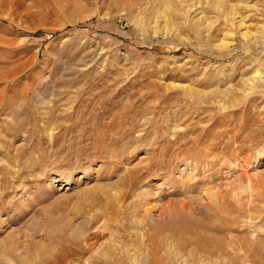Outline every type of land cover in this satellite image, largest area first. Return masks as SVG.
I'll return each mask as SVG.
<instances>
[{"label":"rangeland","instance_id":"374dc122","mask_svg":"<svg viewBox=\"0 0 264 264\" xmlns=\"http://www.w3.org/2000/svg\"><path fill=\"white\" fill-rule=\"evenodd\" d=\"M151 261L264 264V0H0V264Z\"/></svg>","mask_w":264,"mask_h":264},{"label":"bare ground","instance_id":"6f19581e","mask_svg":"<svg viewBox=\"0 0 264 264\" xmlns=\"http://www.w3.org/2000/svg\"><path fill=\"white\" fill-rule=\"evenodd\" d=\"M68 179H69V178H67V181H68ZM183 224H184V223H183ZM186 225H187V224H185V227H187ZM191 226H192V225H191ZM189 227H190V225H189ZM200 227H201V226H200ZM182 228H183V227H182ZM195 228H196V227H195ZM211 228H212V227H211ZM213 229H214V228H213ZM169 230H170V229H169ZM180 230L183 231V229H180ZM180 230H178V232H179ZM186 230H187V229H186ZM159 232H160V231H159ZM159 232H158V233H159ZM163 232H164V231H163ZM163 232H161V233L163 234ZM191 233H192V232H191ZM159 234H160V233H159ZM175 234H176V233H175ZM180 234H181V233H180ZM176 235H177V234H176ZM189 235H190V234H189ZM186 236H188V235H186ZM191 236H192V235H191ZM180 237H181V236H180ZM187 239H188V237H187ZM150 241H151V240H150ZM194 241H195V245H196V240H194ZM194 241H193V242H194ZM172 242H173V241H172ZM197 243H198V242H197ZM203 243H206V242H203ZM150 244H151V243H150ZM191 244L193 245L194 243H191V242H190V245H191ZM208 244H209V243H208ZM157 245H158V244H157ZM198 245H199V243L197 244V246H198ZM180 246H181V245H180ZM188 246H189V245H188ZM197 246H196V247H197ZM151 247H152V246H151ZM151 247H150V249H151ZM185 247H187V246H185ZM190 247H191V246H190ZM210 247H211V246H210ZM187 248H188V247H187ZM197 248H199V247H197ZM206 248H207V246H205V249H206ZM191 249H192V247H191ZM200 249L202 250L203 248H200ZM205 249H204V250H205ZM209 249H211V248H209ZM209 249H208V250H209ZM113 250H114V249H113ZM204 250H203V252H204ZM216 250H217V249H216ZM165 251H166V250H165ZM167 251H168V250H167ZM153 252H154V251H153ZM214 252H215V251H214ZM122 253H123V252H122ZM174 253H175V252H174ZM205 253H206V252H205ZM210 253L212 254V252H210ZM203 254H204V253H203ZM122 255H123V254H122ZM127 255H128V254H127ZM155 255H156V254H155ZM158 255H159V254H158ZM158 255H157V256H158ZM161 255H162V254H161ZM169 255H170V253H169ZM152 256H153V255H152ZM172 256H173V255H172ZM177 256H178V255H177ZM185 256H186V255H185ZM208 256H209V255H208ZM127 257H128V256H127ZM175 258H176V256H175ZM181 258H182V257H181ZM152 259H153V258H152ZM149 260H150V259H149ZM170 260H171V258H170ZM183 260H184V259H183ZM183 260L180 261V262H183ZM152 261H153V260H152ZM152 261L150 262V264L152 263ZM156 261H157V260H156ZM161 261H162V260H161ZM173 262H174V261H173ZM176 262H177V261H176ZM180 262H179V263H180ZM163 263H165V261H164ZM174 263H175V262H174ZM186 263H187V262H186ZM126 264H127V263H126ZM133 264H134V262H133ZM152 264H153V263H152ZM180 264H181V263H180ZM187 264H188V263H187Z\"/></svg>","mask_w":264,"mask_h":264}]
</instances>
